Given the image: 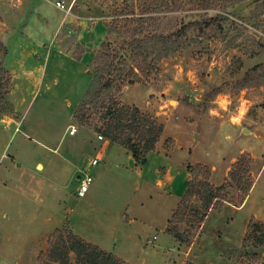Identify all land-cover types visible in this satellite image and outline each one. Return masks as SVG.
I'll use <instances>...</instances> for the list:
<instances>
[{
    "label": "rangeland",
    "instance_id": "obj_1",
    "mask_svg": "<svg viewBox=\"0 0 264 264\" xmlns=\"http://www.w3.org/2000/svg\"><path fill=\"white\" fill-rule=\"evenodd\" d=\"M137 2L134 0L132 4ZM9 3L18 4L13 0H0L2 41L12 28L25 22V19L6 17L4 9ZM100 3L108 5L106 13L110 17L108 25L111 32L105 41L110 47L105 52L98 49L92 56L90 70L93 79L101 52L111 56L119 54L127 61L125 75L119 77L117 74L116 84L122 89L120 92L114 89L113 94L120 106L137 109L140 117L163 128L154 151L175 153L185 149L193 157L195 163H189V166L195 169V174L202 178L205 169L212 172L214 166L216 181L224 177L227 168L229 175L234 164L248 154L254 161L252 175L255 181L258 177L254 190L241 208L215 209L204 231H194L188 225H182L195 234L192 244L198 243L192 251L189 249L192 244L176 241L172 252L166 254H156V247L151 244L147 251L141 252L143 245L132 242L131 248H121L123 260L127 264H264V247L249 245L244 248L243 245L253 217L254 221L264 225V0H240L234 4L227 0H215L211 10H196L185 5L176 12L162 10L147 17L151 20L145 23L144 34L160 32L168 35L190 22L209 17L219 16L224 18V22L221 27L213 26L203 32L191 30L167 54L159 57L156 70L149 77L125 85H122V78L137 64L127 45L133 40L137 25L114 22L118 15L127 12L123 5L105 0ZM76 49L77 53L83 51L81 47ZM17 53L12 49V60ZM55 65V62L50 65L53 71L49 76V83H53L50 92L40 90L35 96V92L25 88L21 81L14 83L13 99L21 103L25 122L19 133L14 125L0 129V144H8L9 152L21 165V170L11 169L13 183L25 188L46 181L48 196L42 195L38 205H16L17 196H12V203L0 201V214L3 208H9L14 215L13 223L21 226L25 233L28 253L23 264H57L50 258L52 246L61 236L68 239L73 234L66 218L77 225L78 235L104 239L109 246L115 219L106 213H119L126 205H130L134 212L138 202L146 197L143 193L136 194L128 182L123 181L128 178L119 171L114 161L102 160L99 167L89 169L93 182L83 198L77 197L80 178L72 172L71 159L62 161L60 165L54 161L52 169L47 170L43 178L31 171L37 161L46 164L50 159L49 148L42 144L53 147L60 142L72 124L76 107L89 90L88 100H91L95 90L90 89L91 85L84 88L87 76L80 75L78 68ZM6 67L10 68V63ZM7 100L10 101L8 96ZM99 106L96 103L90 105V126L85 127L98 136L103 134L106 124L102 120L106 108ZM16 114L12 110L0 114V119L13 118ZM243 129L251 134H244ZM131 134L136 142L140 141L138 133ZM52 183H57L58 187H53ZM238 196V189H230V200H236ZM193 202L198 203L196 199ZM149 204L151 226L140 227L143 237L157 236L159 240L155 245L164 246L167 235L162 233V228L170 216L173 203L155 195ZM47 219L53 220V223L63 221L48 234L54 224H48ZM1 226L5 233L9 232L2 221ZM36 242L38 246H35ZM70 259L75 263V254L71 253Z\"/></svg>",
    "mask_w": 264,
    "mask_h": 264
},
{
    "label": "crops",
    "instance_id": "obj_2",
    "mask_svg": "<svg viewBox=\"0 0 264 264\" xmlns=\"http://www.w3.org/2000/svg\"><path fill=\"white\" fill-rule=\"evenodd\" d=\"M58 1H65L70 9H58L55 5ZM100 1L13 0V2H17L18 4L9 3L6 6L4 9L6 17L13 20L17 18L21 21L25 19V22L20 27L12 28L10 33L6 34L3 38V41L1 40L9 51V55L5 60V67L9 63L11 65L10 68L6 67L12 76L11 92L8 95V99L15 106L17 114L13 118L0 119V123H2L0 124V129L14 125L16 126L15 131L19 133L25 122L20 110L21 103L13 99L14 83L21 81L25 88L29 87L32 92H35V96L40 90H43L45 93L50 92L53 90V83H49V76L53 73L50 65L54 62L58 67H67L68 65L78 68L80 75L83 76L85 74L87 76L84 88H89L93 79L90 70L92 56L100 48L108 35L107 25L110 18L106 13L108 5L107 3L101 4ZM105 1L115 4H122L124 2V0ZM15 23L17 22L15 21ZM77 47L83 48V51L77 53ZM12 49L18 52L13 60ZM43 60L44 64H42ZM63 70L67 71L65 68ZM56 82L55 79L54 84ZM76 109L72 116V124L68 126L60 142L53 147L42 144V146L49 148L47 150L51 154L49 161L46 164L37 161L31 171L43 178L46 171L52 169L54 161L59 162L58 164L60 165L62 161L71 159L73 174L81 178V176L89 174L90 168L99 167L102 160L114 161L119 171L128 178L126 181L124 178L123 181L128 182V185L136 194L143 193L146 197H143L138 202L134 212L131 210L130 205H126L119 213H106L108 217H114L115 219L113 238L110 239L109 246H107L104 239L78 235L77 225L69 218H66L70 224L71 232L75 236L105 252L113 254L121 260H123L121 248L123 246L131 248L132 242L143 245L141 252L147 251L150 244L156 247V254L172 252L171 248H175V243L177 244V242L166 234L165 230L192 181V174L189 172L188 167L189 163L191 165L195 163L192 160L193 157L185 149H179L175 153L152 151L147 154L144 161L137 160L129 150L121 145L106 138L99 140L95 132L76 124L73 118ZM71 128L76 129L74 134L70 133ZM28 137L30 136L28 135ZM67 138H69L68 144L66 142ZM63 146H66V148L64 147L65 149H63ZM94 160L98 161L95 165L93 164ZM131 161L133 162V166H127V162ZM39 166L41 169H39ZM11 169L21 170V165L18 163L15 155L9 152L8 144H0V201L5 200L8 203H12L14 202L12 196H17L16 201H18L15 203L16 205L20 204L22 206L25 203L33 205L36 203L38 205L40 197L47 195L46 181L42 180L35 187L31 184L23 188L21 185L14 184L11 180ZM215 172V167L212 166L210 182L214 186L219 187L228 178V168L220 181H216ZM257 179L258 177H256V181ZM255 184L251 192L254 190ZM52 185L55 188L58 187L57 183H52ZM155 195L165 197V199L173 203L170 216L162 228V233L167 235V242H165L164 246L155 245L159 240L157 236L145 239L140 228L142 226H151L149 221L151 218V207L149 203L154 200ZM250 195L247 197L245 203ZM41 201L42 203L44 202L43 200ZM222 207L235 206L226 202ZM214 211L215 209H211L209 212L202 225V231H204L203 229ZM0 220L9 228V232L5 233L0 221V264H23V260L28 253L25 233H23L21 226H18L16 222L13 223L14 215L9 211V208L5 207L2 209ZM52 221L51 219H47L48 224H54L48 234L57 229L63 219L59 223L58 221L55 223ZM197 243L191 245L190 251L194 249ZM36 244L38 246V242L35 243V246ZM36 248L38 249V247ZM125 263L127 264V262ZM193 263L197 264L196 262Z\"/></svg>",
    "mask_w": 264,
    "mask_h": 264
},
{
    "label": "trees",
    "instance_id": "obj_3",
    "mask_svg": "<svg viewBox=\"0 0 264 264\" xmlns=\"http://www.w3.org/2000/svg\"><path fill=\"white\" fill-rule=\"evenodd\" d=\"M227 1L234 4L240 0ZM132 3L134 0H124L121 5L127 12L121 14L122 16L118 15L114 20V22L122 21L128 25H137L133 40L127 43L137 64L130 69L126 77L122 78V85L135 84L149 77L156 70L159 57L167 54L176 42L191 30L198 29L203 32L213 26L221 27L224 22V18L219 16L209 17L203 21L190 22L177 32L168 35L160 32L144 34L143 27L151 20L147 17L159 11L176 12L185 5L192 6L196 10H211L215 0H138L136 4ZM107 28L108 33L111 32L109 25ZM109 47L104 41L99 49L105 52ZM8 54L6 45L0 40V114L15 110L14 105L7 100L12 85V76L5 67ZM98 62L100 63L95 68V76L90 87L91 90L95 89L92 99L88 100L89 90L75 111L74 121L80 126L88 127L92 117L90 105L96 103L100 105V108H106V104L110 103L102 116V120L106 121L102 135L129 150L135 159L144 161L147 154L154 151L163 128L151 123L147 118L140 117L137 109L120 106L116 100L113 94L114 89L117 92L122 89L116 84L117 74L119 77L125 75L124 66L127 65V61L119 54L111 56L101 52ZM95 131L100 132L97 129ZM131 133H138L140 141L136 142ZM253 162L250 155H243L234 164L228 180L219 187L211 184L210 169H205V175L201 178L195 174V169L189 166L192 181L169 221L165 233L181 244L190 245L195 234L189 229L200 230L211 209H220L226 202L235 207H241L255 184V177L252 175ZM234 188L240 191V196L236 200H230L229 191ZM193 199H196L198 203L195 204ZM254 220L253 217L248 225V231L244 237V248L249 245L255 248L264 247V225ZM184 224L188 225L189 229H184L182 227ZM71 253L76 256L75 263L71 262ZM50 258L57 264H126L113 254L101 250L74 234H70L68 239L61 236L52 246Z\"/></svg>",
    "mask_w": 264,
    "mask_h": 264
},
{
    "label": "built area",
    "instance_id": "obj_4",
    "mask_svg": "<svg viewBox=\"0 0 264 264\" xmlns=\"http://www.w3.org/2000/svg\"><path fill=\"white\" fill-rule=\"evenodd\" d=\"M55 5L60 10H69L70 9V7L67 6L65 1H58V2H56ZM75 132H76V129L75 128H71L70 133L74 134ZM98 138H99V140H103L104 139V137L102 135H99ZM97 162H98L97 160H94L93 164L95 165V164H97ZM92 182H93V178L89 174L81 176V178H80V186H79V189H78V192H77V196L79 198L85 197L86 193L89 190V186H90V184Z\"/></svg>",
    "mask_w": 264,
    "mask_h": 264
},
{
    "label": "water",
    "instance_id": "obj_5",
    "mask_svg": "<svg viewBox=\"0 0 264 264\" xmlns=\"http://www.w3.org/2000/svg\"><path fill=\"white\" fill-rule=\"evenodd\" d=\"M0 124H2V123H0ZM242 131H243L244 134H251V132L249 130H247V129H243ZM130 165L133 166V162L132 161L130 162Z\"/></svg>",
    "mask_w": 264,
    "mask_h": 264
}]
</instances>
